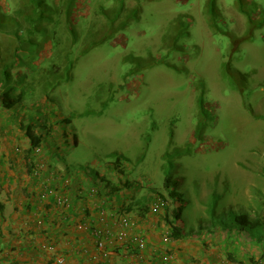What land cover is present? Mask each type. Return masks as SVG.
I'll return each mask as SVG.
<instances>
[{
  "label": "rangeland",
  "instance_id": "obj_1",
  "mask_svg": "<svg viewBox=\"0 0 264 264\" xmlns=\"http://www.w3.org/2000/svg\"><path fill=\"white\" fill-rule=\"evenodd\" d=\"M64 12L17 70L27 103L75 130L71 164L96 172L123 154L124 179L161 192L169 215L168 192L183 195L186 229L211 192L219 210L264 209V0H75Z\"/></svg>",
  "mask_w": 264,
  "mask_h": 264
},
{
  "label": "crops",
  "instance_id": "obj_2",
  "mask_svg": "<svg viewBox=\"0 0 264 264\" xmlns=\"http://www.w3.org/2000/svg\"><path fill=\"white\" fill-rule=\"evenodd\" d=\"M27 101L23 98L8 109L0 106V264H49L57 256L64 257V264H264V236L259 240L258 233L194 223L187 237H170L166 219L172 215L167 207L151 209L155 189L150 199V188L134 185L128 176L124 179L126 171L115 172L109 162L97 170L113 186L119 185V190L110 191L109 185L95 180L94 165L84 169L80 162L70 163L68 152L79 142L75 130L61 123L38 128L44 106L33 108ZM27 126L42 137L39 153H27ZM126 159L123 155V162ZM124 180L128 186H121ZM213 193L217 199L223 194ZM56 196H66L69 205H57ZM102 208L104 221L99 219ZM123 215L133 222L128 234L141 236L144 249L112 238L101 253L95 238L78 228L85 223L116 233ZM167 251L171 257L164 262Z\"/></svg>",
  "mask_w": 264,
  "mask_h": 264
},
{
  "label": "trees",
  "instance_id": "obj_3",
  "mask_svg": "<svg viewBox=\"0 0 264 264\" xmlns=\"http://www.w3.org/2000/svg\"><path fill=\"white\" fill-rule=\"evenodd\" d=\"M74 2L75 0H66L62 4L59 0L52 7L47 0H0V106L2 108H11L26 97L25 89L28 87V82H26L28 78L22 71L17 70V63L21 59L22 52L29 49V54L38 55L41 51L39 52L36 46L39 45L37 39L41 29L47 26L55 27L60 22L59 16L62 12L65 13L64 9H69ZM66 14H68L67 18H69V12ZM13 72H19L25 82L22 83L21 81L19 83L16 81L13 78ZM44 100L49 101V98L45 96ZM51 116L49 111L45 112L42 116H39L42 119L37 121L38 123L36 122V126L43 128L44 126L47 127L48 123H61L62 125L69 123V120L64 118V116L59 117L53 112H51ZM27 127L25 135L30 141V147L27 151L29 154L32 150L34 151L35 147L41 145L42 137L34 134L30 130V126ZM110 155L115 156V161L111 163V168H114L115 172L123 174L125 165L123 160L120 161L123 159V155L117 153ZM81 167L89 169L90 165L83 164ZM94 177L100 184H104L106 187L109 185L110 191L116 192L119 190L118 184L113 186L109 180H105L104 176L99 175L98 170L94 173ZM98 181L95 182L98 183ZM169 183L170 178L167 177L165 186L168 187ZM121 186H128V181H124ZM156 195L154 198L160 197L166 201L161 192L157 191ZM168 197L172 201L173 211V214H170L172 218L167 217L166 219L169 229L168 235L172 238H185L190 235V232L181 224V213L185 203L183 195L173 190L168 192ZM218 202L217 195L213 193L202 204V208L198 210L195 217L199 227L210 224V227L216 228L219 226L228 231H244L253 235L258 233L257 239L259 240L264 236V209H260V211L253 210L254 217L252 218L245 209L241 211L222 207V210H219ZM166 209L169 210L168 208Z\"/></svg>",
  "mask_w": 264,
  "mask_h": 264
},
{
  "label": "built area",
  "instance_id": "obj_4",
  "mask_svg": "<svg viewBox=\"0 0 264 264\" xmlns=\"http://www.w3.org/2000/svg\"><path fill=\"white\" fill-rule=\"evenodd\" d=\"M39 151H40V147L34 148L35 153H39ZM34 168H35L34 173H38L39 166L36 164ZM91 192H95V191L92 189ZM42 197H44V195H42ZM69 202L70 201L66 196H56L55 197V203L57 205L68 206ZM166 203L167 202L164 199L158 197L152 202L151 209L152 211L161 210L165 207ZM100 213L101 214L99 216V219L100 221H104L105 210L102 208L100 210ZM118 222H119L120 228L118 229L116 233H113L109 229L103 228L102 226L91 227L85 223H79L78 228L87 231L88 233H90V236L95 238L96 247L101 253H106L107 242H109V240L112 241L111 240L112 238L118 241L119 243L126 244L127 246H134L138 250L144 249L146 245L145 240L139 235H132V234L129 235L127 232L128 228L133 225L132 219L129 218L128 215H123L119 218ZM103 255H106V254H103ZM170 257L171 256L169 254H165L163 256V261L168 262ZM64 263H65L64 257L57 256L49 264H64Z\"/></svg>",
  "mask_w": 264,
  "mask_h": 264
},
{
  "label": "clouds",
  "instance_id": "obj_5",
  "mask_svg": "<svg viewBox=\"0 0 264 264\" xmlns=\"http://www.w3.org/2000/svg\"><path fill=\"white\" fill-rule=\"evenodd\" d=\"M124 181H125V180H124ZM166 202H167V201H166ZM166 205H167V203H166ZM166 205H165V206H166Z\"/></svg>",
  "mask_w": 264,
  "mask_h": 264
}]
</instances>
